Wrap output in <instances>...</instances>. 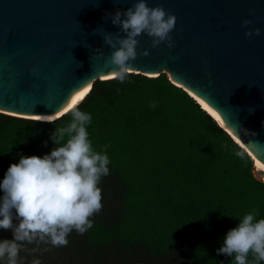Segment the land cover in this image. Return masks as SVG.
<instances>
[{"label": "trees", "instance_id": "obj_1", "mask_svg": "<svg viewBox=\"0 0 264 264\" xmlns=\"http://www.w3.org/2000/svg\"><path fill=\"white\" fill-rule=\"evenodd\" d=\"M75 107L92 116L93 150L110 145L103 207L67 246L22 242L18 264H230L217 253L227 231L253 209L264 218V182L247 151L165 73L95 80ZM70 121V111L52 120L0 112V182L21 155L50 154V136Z\"/></svg>", "mask_w": 264, "mask_h": 264}, {"label": "water", "instance_id": "obj_2", "mask_svg": "<svg viewBox=\"0 0 264 264\" xmlns=\"http://www.w3.org/2000/svg\"><path fill=\"white\" fill-rule=\"evenodd\" d=\"M136 2L0 0V108L59 117L90 83L75 107L95 80L111 78L107 76L115 70L106 63L112 49L103 35L124 33L104 17ZM146 2L176 17L169 33L174 46L162 42L153 48L152 38L141 34L129 72H170L203 109L198 99L217 114L223 125L205 109L235 142L246 145L253 174L264 182V0ZM245 19L252 21L247 29L242 27ZM256 28L259 36H245ZM95 49L103 50V58ZM145 49L149 55H140ZM249 108L255 111L250 114Z\"/></svg>", "mask_w": 264, "mask_h": 264}, {"label": "clouds", "instance_id": "obj_3", "mask_svg": "<svg viewBox=\"0 0 264 264\" xmlns=\"http://www.w3.org/2000/svg\"><path fill=\"white\" fill-rule=\"evenodd\" d=\"M109 18L124 33L123 36L103 35L105 44L112 49L106 63L115 66L108 75L121 83L127 79L130 61L137 57V37L141 34L152 38L153 48L162 42H166L169 48L174 46L169 33L175 27L176 17L162 6L149 7L146 0H138L127 10L118 9L114 15L104 17L105 20ZM251 23L245 19L242 27L247 29ZM253 35L259 36L260 29L245 31L246 37ZM94 52L103 58L102 49ZM140 55L147 56L149 52L145 49ZM151 106L155 107V104ZM69 111L71 121L55 128L50 136L56 145L50 154L43 157L21 155L19 163L11 164L0 182L3 192L0 196V229H11L14 237L0 240V260L6 257L7 264H18L22 242L67 246L68 235L73 230L83 235L92 228L90 217L103 207L102 190L98 184L109 174L106 149L110 145H105L103 152L94 151L86 130L92 116L78 107ZM254 111V108L248 109L250 114ZM13 210L18 221L16 225L13 224ZM255 215L253 209L240 218L237 227L227 231L222 246L217 249L218 254L233 257L230 264H248L249 253L255 264L264 261V218L257 220ZM32 264L41 262L35 259Z\"/></svg>", "mask_w": 264, "mask_h": 264}, {"label": "bare ground", "instance_id": "obj_4", "mask_svg": "<svg viewBox=\"0 0 264 264\" xmlns=\"http://www.w3.org/2000/svg\"><path fill=\"white\" fill-rule=\"evenodd\" d=\"M167 75V77L173 82L175 83L176 85L178 86H181L182 87V84L180 83V81L178 79H176L170 72H166L165 73ZM107 77H110L107 76ZM106 77V78H107ZM90 86V83H88L87 85H85L84 87H82L80 90L77 91L76 93V96L73 98V100L68 104L67 108L69 107H74L75 103L80 99V97L88 90ZM197 98V97H196ZM198 99V98H197ZM200 100L201 104L203 105V107L205 109H207L219 122L220 124L223 125V122L221 121V119L217 116V114L215 112H213L203 101H201V99H198V101ZM66 108V109H67ZM70 108V109H71ZM0 112H3V113H7V114H11V115H17V116H25V117H33V118H37V119H53L54 117H57L59 114L57 115H54V116H50V117H44V116H38V115H22V114H19V113H15V112H12V111H8V110H5V109H2L0 108ZM236 141L240 143V145H242V147H246V145L244 143H242L241 141H239L237 138H236Z\"/></svg>", "mask_w": 264, "mask_h": 264}, {"label": "rangeland", "instance_id": "obj_5", "mask_svg": "<svg viewBox=\"0 0 264 264\" xmlns=\"http://www.w3.org/2000/svg\"><path fill=\"white\" fill-rule=\"evenodd\" d=\"M13 213H14L13 224L16 225V224H18V221L15 219V210L13 211ZM2 231H3V232H2ZM2 233H4V235H8V238H10V239H11V238H14L11 229H9V230L0 229V236H1L0 238H1V239H2V236H4ZM43 244H44V243H43ZM24 247H26V246H24ZM24 247H23V248H24ZM39 247H41V246H39ZM36 248H38V247H36ZM33 250H35V248H31V249L28 250L29 253H30V257H29L27 260H29V261H32V260L34 259V257L31 256V255H32L31 252H32Z\"/></svg>", "mask_w": 264, "mask_h": 264}]
</instances>
